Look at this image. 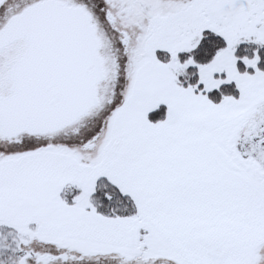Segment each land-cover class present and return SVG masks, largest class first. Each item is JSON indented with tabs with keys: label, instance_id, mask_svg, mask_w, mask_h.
<instances>
[{
	"label": "snow or ice",
	"instance_id": "snow-or-ice-1",
	"mask_svg": "<svg viewBox=\"0 0 264 264\" xmlns=\"http://www.w3.org/2000/svg\"><path fill=\"white\" fill-rule=\"evenodd\" d=\"M0 264H264V0H0Z\"/></svg>",
	"mask_w": 264,
	"mask_h": 264
}]
</instances>
